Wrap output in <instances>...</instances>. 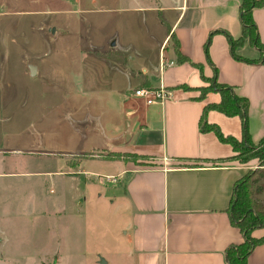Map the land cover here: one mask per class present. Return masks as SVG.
<instances>
[{
    "label": "rangeland",
    "instance_id": "rangeland-1",
    "mask_svg": "<svg viewBox=\"0 0 264 264\" xmlns=\"http://www.w3.org/2000/svg\"><path fill=\"white\" fill-rule=\"evenodd\" d=\"M149 6L154 1L0 0V230L8 250L27 259L58 255V264H131L123 231L131 215L120 207L116 189L125 181L117 172L124 162H154L111 149L124 141L128 117L119 95L103 89L112 76L129 78L116 58L95 54L115 42L129 62L141 59L134 47L161 32Z\"/></svg>",
    "mask_w": 264,
    "mask_h": 264
},
{
    "label": "crops",
    "instance_id": "crops-1",
    "mask_svg": "<svg viewBox=\"0 0 264 264\" xmlns=\"http://www.w3.org/2000/svg\"><path fill=\"white\" fill-rule=\"evenodd\" d=\"M152 1L154 6L148 8L158 16L161 32L157 40L134 47L141 59L129 62L123 52L113 48L115 42L99 48L104 55L94 53L116 58L129 78L125 83L121 75L112 76L103 89L119 95L121 111L128 117L124 141L111 149L149 156L154 162L143 167L124 162L117 172L125 181L116 189L120 207L131 215L123 222L129 243L124 254L131 264H229L225 250L243 240V233L232 221V193L258 159L241 162L232 156L236 152L229 142L221 141L212 130H200L204 105L221 99V93L213 88L200 97V87H207L214 78L247 98L248 131L251 140L258 142L264 136V63L233 58L227 34L220 30L233 38L242 34V0ZM251 13L264 44V6L254 7ZM172 39L177 40L187 60L177 59ZM235 52L249 59L260 54L246 38ZM138 86L165 87L173 97L145 104L130 93ZM90 87L88 80L85 91H92ZM206 120L217 124L222 133L241 138L239 116L210 108ZM258 171L262 176L256 185L261 189L255 196L264 204V165ZM61 207L66 211L65 205ZM1 232L0 264H58V255L27 259L8 250L10 243ZM252 235L263 236L264 225H258ZM247 258V264H264V241ZM93 262L104 263L97 257Z\"/></svg>",
    "mask_w": 264,
    "mask_h": 264
},
{
    "label": "trees",
    "instance_id": "trees-1",
    "mask_svg": "<svg viewBox=\"0 0 264 264\" xmlns=\"http://www.w3.org/2000/svg\"><path fill=\"white\" fill-rule=\"evenodd\" d=\"M264 6V0H242L239 5L240 23L242 34L239 37L233 38L226 30L220 29L227 34L228 43L230 44V52L233 58L245 62H258L264 63V44L260 41L258 28L251 13L254 7ZM218 30V31H220ZM248 39L259 50V57L249 59L237 52L236 46L242 45L244 39ZM172 45L176 52L179 61L187 60V58L180 52L176 39H172ZM214 78L207 87H200V97L207 92V89L213 88L221 93V99L218 102H209L204 105L203 112L199 118V127L201 131L212 130L219 137L221 141H227L231 144L233 151L236 154L232 155L234 158L241 162L258 158V162L264 165V136L258 141L253 142L248 131V100L245 97L237 96L232 90V86L227 84H219ZM217 109L227 115H237L241 120L242 133L241 138L222 133L219 126L215 123L206 120V112L208 109ZM258 168L251 173L242 176L234 186L231 201L232 221L240 228L243 233V240L240 244H231L225 250V257L229 264H247V256L251 251L264 241V235L254 237L252 231L258 225H264V213L259 209L260 203L255 196L256 192L261 189L257 186L256 182L262 176V171ZM257 175L255 176V174ZM253 176V177H252ZM255 176V177H254ZM252 179L249 181V179Z\"/></svg>",
    "mask_w": 264,
    "mask_h": 264
},
{
    "label": "built area",
    "instance_id": "built-area-1",
    "mask_svg": "<svg viewBox=\"0 0 264 264\" xmlns=\"http://www.w3.org/2000/svg\"><path fill=\"white\" fill-rule=\"evenodd\" d=\"M174 62L165 63L162 62L163 65H171ZM131 95L141 99L145 104H150L154 102H161L166 99H171L172 93L166 89L165 87L161 88H152V87H135L131 90Z\"/></svg>",
    "mask_w": 264,
    "mask_h": 264
}]
</instances>
